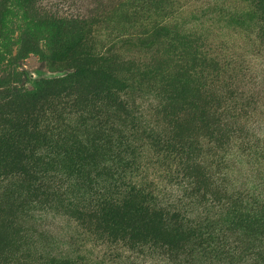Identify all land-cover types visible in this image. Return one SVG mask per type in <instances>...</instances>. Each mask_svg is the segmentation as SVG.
I'll return each instance as SVG.
<instances>
[{
    "label": "rangeland",
    "instance_id": "obj_1",
    "mask_svg": "<svg viewBox=\"0 0 264 264\" xmlns=\"http://www.w3.org/2000/svg\"><path fill=\"white\" fill-rule=\"evenodd\" d=\"M138 7L0 0V264L72 251L84 264H264V0ZM137 117L183 154L129 131ZM118 158L139 186L113 188ZM53 160L82 185L74 197L125 193L119 211L63 209L31 181L29 164Z\"/></svg>",
    "mask_w": 264,
    "mask_h": 264
},
{
    "label": "trees",
    "instance_id": "obj_2",
    "mask_svg": "<svg viewBox=\"0 0 264 264\" xmlns=\"http://www.w3.org/2000/svg\"><path fill=\"white\" fill-rule=\"evenodd\" d=\"M137 1L139 4L138 8H141L147 11L148 13H150L151 14L150 18H153V17L155 18L158 13L168 12V10H170L171 7H173V5L178 2V0H137ZM76 103L77 102H73V101L71 102L73 107L75 106ZM67 105L68 103L60 102L54 107V109L57 111L59 107L63 108V106H67ZM46 122H50L44 128L46 130L51 128L53 131H60L62 129V127L59 126L58 120H56L55 117L54 118L49 117V119ZM131 124L132 126L131 127L129 126L130 129L128 128L129 131L146 132L149 129L151 134L157 135V137L154 140L158 143L159 146H161L165 150V152L170 153V154H172L173 152L183 154V151L179 152L175 150L176 148H174L175 144H173L174 142H173L172 136L170 139H168L162 129H160L159 131L157 127L152 126L151 124H147V121H145L144 123L143 119L139 117L135 119L133 118ZM160 135H162L163 138H161ZM63 163H65V161L53 160V161L42 162V163L33 162L32 164H29V166L32 167V169H34V173H33L34 177L31 178V181L35 185L41 187L42 189L43 187H48L49 191L52 192L51 196H53V198L57 197L58 195L62 197H67V200L63 201V203H66V206L62 207L63 209L69 210V209H72L73 207H79L78 204L81 203L82 205L85 206L84 209H87V208L90 209L88 214L92 215L95 218L99 217V218H96L98 220L107 217L108 213L115 214V211H119V208L124 203V200L122 198L123 196H125V193L123 192L117 191V193L112 195L115 197H112L110 188L97 189L96 191H93L92 189H90L89 192H94L93 194H91L93 195L92 197H88V198L79 197L80 193L79 194L77 193L78 196L74 197L76 192H79L78 188H81L82 185L76 183L75 182L76 180H72L68 176V174L55 175L51 171V168L54 165L56 164L60 165ZM132 164L133 163H131L130 160H127L126 158H123V159L118 158L117 161L111 162L109 170L114 172V174L117 175L118 177V181H116L113 186L114 189L121 190V189L128 188L129 186L121 187V188L119 186H116L118 184H121L122 181H126L128 179L130 180L129 182L130 186L131 184H135V188L139 186L138 182L133 183L131 180V178L133 177L130 175L132 174V169H131ZM129 171H130V174L127 175V172ZM1 177L2 176L0 175V180H1ZM90 181H91L90 183L91 185L92 180H89V182ZM138 192L140 193L141 190H138ZM165 208L161 210V211L165 210L163 212L165 218H169L171 214L173 215L177 214L176 212L177 208L172 206V204H168ZM192 224H193V228L189 229L188 233L191 234L194 240L193 244L196 242H200L199 244H204L203 242H206L211 239V236H209L210 233L203 232V228L201 227L200 221H196L195 223H192ZM78 229L79 230L82 229V226L79 224H78ZM204 230H208V228H204ZM166 247L168 246L166 245ZM173 250L174 249L170 250L169 247L166 249L167 252H170ZM72 253L73 251L70 253L65 252V254H62V255H58V254L52 255V254L46 253L45 256L42 258V260H45V261L40 262V264H84V262L80 261L77 257H74L75 255ZM68 254H71V256ZM258 257L261 259V255H258Z\"/></svg>",
    "mask_w": 264,
    "mask_h": 264
}]
</instances>
